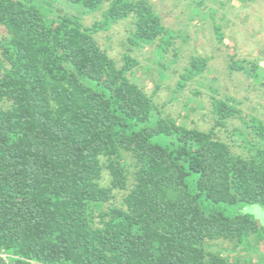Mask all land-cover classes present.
<instances>
[{
  "label": "trees",
  "instance_id": "obj_1",
  "mask_svg": "<svg viewBox=\"0 0 264 264\" xmlns=\"http://www.w3.org/2000/svg\"><path fill=\"white\" fill-rule=\"evenodd\" d=\"M55 1L80 14L0 0V264H240L230 251L264 233L246 209L264 211L263 122L252 118L244 155L165 117L128 75L134 47L157 44L165 57L174 43L153 0ZM128 20L119 65L94 33ZM203 71L192 61L179 87ZM212 106L218 124L240 112L229 97Z\"/></svg>",
  "mask_w": 264,
  "mask_h": 264
},
{
  "label": "rangeland",
  "instance_id": "obj_2",
  "mask_svg": "<svg viewBox=\"0 0 264 264\" xmlns=\"http://www.w3.org/2000/svg\"><path fill=\"white\" fill-rule=\"evenodd\" d=\"M53 1L59 13L80 14L67 4ZM153 3L162 22L174 31V43L165 57L157 53V44L134 47L131 54L138 63L129 77L153 95L165 117L188 127L214 130L235 153L246 155L251 150L249 142L255 141L252 118L264 124V0H153ZM107 5L85 15L82 23L91 26L102 19ZM132 30L130 20L120 21L94 36L121 65L123 54L132 47L128 39ZM6 34V29L0 26V56ZM192 61L203 64L204 71L179 87L182 74ZM235 62L241 67H235ZM256 63L260 69L255 68ZM213 95L229 97L240 112L225 124H218L212 112ZM260 146L264 147V142ZM103 182L111 183L108 171ZM114 194V199L121 202L125 192L115 189ZM246 209L264 223L261 208ZM223 244L231 248L228 242ZM229 256L240 264H264V233L254 239L253 248L230 251Z\"/></svg>",
  "mask_w": 264,
  "mask_h": 264
}]
</instances>
